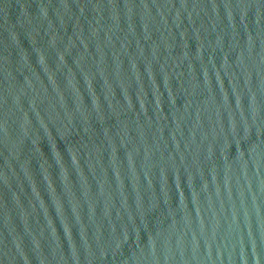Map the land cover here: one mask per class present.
Returning a JSON list of instances; mask_svg holds the SVG:
<instances>
[{"label":"water","instance_id":"obj_1","mask_svg":"<svg viewBox=\"0 0 264 264\" xmlns=\"http://www.w3.org/2000/svg\"><path fill=\"white\" fill-rule=\"evenodd\" d=\"M0 264H264V0H0Z\"/></svg>","mask_w":264,"mask_h":264}]
</instances>
